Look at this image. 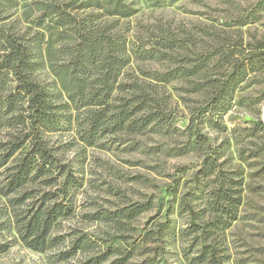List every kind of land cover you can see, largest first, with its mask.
<instances>
[{
  "label": "rangeland",
  "instance_id": "obj_1",
  "mask_svg": "<svg viewBox=\"0 0 264 264\" xmlns=\"http://www.w3.org/2000/svg\"><path fill=\"white\" fill-rule=\"evenodd\" d=\"M125 1L137 10L121 22L130 50L169 56L132 55L128 67L159 98L164 117L141 133L122 132L96 147L85 146L73 130L47 134L56 156L82 181L72 194L74 213L54 226L43 252L21 241L12 209L7 218L0 214V243L8 246L0 264L97 258H105L100 264H203L205 245L215 247L225 264H264V0ZM22 14L21 7L14 18ZM163 40L175 48L162 50L157 44ZM157 74L171 77L161 83ZM35 77L54 82L48 68ZM207 160L211 174L198 177ZM222 188L240 205L229 227L212 229L209 223L220 217L227 221L215 211ZM6 202L0 196V212ZM231 202L224 203L230 212ZM135 206L144 208L135 219L113 220ZM83 238L89 248L75 251Z\"/></svg>",
  "mask_w": 264,
  "mask_h": 264
},
{
  "label": "trees",
  "instance_id": "obj_2",
  "mask_svg": "<svg viewBox=\"0 0 264 264\" xmlns=\"http://www.w3.org/2000/svg\"><path fill=\"white\" fill-rule=\"evenodd\" d=\"M21 7L23 14L14 18ZM136 14L125 0H0V196L7 199L0 214L7 218L12 209L21 241L35 252L45 251L54 226L73 215L72 194L82 188L81 179L59 160L46 135L73 130L85 146L96 147L122 132L141 133L164 117L156 94L128 73L132 55L139 60L154 53L169 57L154 49L130 50L129 31L121 22ZM157 46L164 51L175 48L168 40ZM45 68L52 84L35 77ZM170 77L157 74L155 79L166 83ZM212 167L204 161L197 176H209ZM228 192L218 191L215 208L227 221L220 217L209 228L229 227L235 221L240 200ZM30 199L34 203L26 206ZM229 201L232 212L224 205ZM23 206L26 210L19 213ZM183 207L194 214L190 203L185 201ZM143 211L141 206L125 208L113 220L135 219ZM202 230L201 237H206L208 230ZM75 245V251L89 248L84 238ZM7 249L0 243V253ZM200 263L225 264L210 245L204 246Z\"/></svg>",
  "mask_w": 264,
  "mask_h": 264
},
{
  "label": "built area",
  "instance_id": "obj_3",
  "mask_svg": "<svg viewBox=\"0 0 264 264\" xmlns=\"http://www.w3.org/2000/svg\"><path fill=\"white\" fill-rule=\"evenodd\" d=\"M263 118H264V112H263Z\"/></svg>",
  "mask_w": 264,
  "mask_h": 264
}]
</instances>
